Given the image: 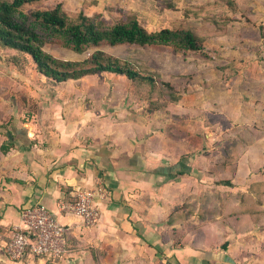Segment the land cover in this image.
I'll use <instances>...</instances> for the list:
<instances>
[{"label":"crops","instance_id":"crops-1","mask_svg":"<svg viewBox=\"0 0 264 264\" xmlns=\"http://www.w3.org/2000/svg\"><path fill=\"white\" fill-rule=\"evenodd\" d=\"M7 63L8 70L0 65V264H264V174L254 171L264 131L234 173L221 170L222 139L211 136L224 126L208 123L210 103L194 93L150 112L143 100L134 103L124 75L63 82L42 75L44 82L20 84L27 70ZM221 107L217 113L235 121L236 106ZM256 114L222 131L259 128ZM99 186L105 196L95 198L94 226L61 209L77 189ZM37 203L69 226L71 251L59 262L16 261L3 248L22 207Z\"/></svg>","mask_w":264,"mask_h":264},{"label":"rangeland","instance_id":"rangeland-1","mask_svg":"<svg viewBox=\"0 0 264 264\" xmlns=\"http://www.w3.org/2000/svg\"><path fill=\"white\" fill-rule=\"evenodd\" d=\"M58 3L73 19L83 13L115 23L133 15L149 31L164 27L194 28L205 36L201 51L178 53L168 46L136 44H104L100 49L129 60L143 73L155 76L159 84L154 90L148 85L138 88L130 82L140 92L134 103L141 98L147 111L155 101L166 99L159 92L166 87L160 83H170L181 96L194 93L196 101L209 102L208 118L218 128L224 126V129L230 123H253L254 108L261 122L258 129L264 131V0H40L26 4L24 10L53 8ZM45 48L57 57L71 60L84 59L96 49L76 53L55 42L46 44ZM10 54L0 47V65H8ZM27 62L26 74L18 73L19 83L31 79L44 82L33 60L29 57ZM224 103L236 106L235 121L217 113L216 109H223ZM222 129L214 130L211 141L222 139ZM216 155L214 150L212 157L216 159ZM256 160L263 162L256 164L254 171L264 174V154ZM262 214L264 222V210Z\"/></svg>","mask_w":264,"mask_h":264},{"label":"trees","instance_id":"trees-1","mask_svg":"<svg viewBox=\"0 0 264 264\" xmlns=\"http://www.w3.org/2000/svg\"><path fill=\"white\" fill-rule=\"evenodd\" d=\"M38 1L40 0H0V47L11 52L7 58L8 62L25 69L30 57L37 70L55 82L113 72L126 76L135 83V87L144 88L148 85L154 90L159 82L153 74L143 73L131 61L100 49V46L159 45L172 47L178 53L204 49L205 36L191 27H164L149 31L133 15L115 23H107L103 19L83 13L73 19L61 3L48 9H36L31 12L24 10L26 4ZM52 42L76 53H84L90 48L96 49L81 60L64 59L46 50V44ZM160 84L166 87L160 88L159 91L166 99L164 102L155 101V104L148 108L150 112L165 110L170 103L181 98V94L175 91L170 83ZM155 99L159 100L158 97ZM261 135L263 132L255 126H236L225 131L222 146L218 149L223 157V164L218 167L221 170L224 167L234 173L235 164L242 152ZM9 147L10 143L4 144L2 150L7 151ZM69 239L67 233L68 246L71 248Z\"/></svg>","mask_w":264,"mask_h":264},{"label":"built area","instance_id":"built-area-1","mask_svg":"<svg viewBox=\"0 0 264 264\" xmlns=\"http://www.w3.org/2000/svg\"><path fill=\"white\" fill-rule=\"evenodd\" d=\"M97 196H105L103 187L77 189L70 200L62 201L60 207L82 217L85 226L91 227L97 224L101 216L95 203ZM68 231L69 226L61 223L44 204L24 206L20 210V220L7 231L3 248L12 260L42 258L56 263L71 251Z\"/></svg>","mask_w":264,"mask_h":264}]
</instances>
